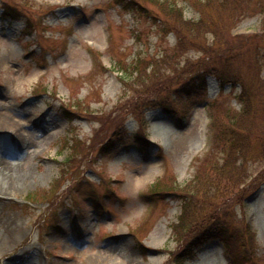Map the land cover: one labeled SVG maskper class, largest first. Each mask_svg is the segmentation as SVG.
Returning a JSON list of instances; mask_svg holds the SVG:
<instances>
[{
    "label": "rangeland",
    "instance_id": "1",
    "mask_svg": "<svg viewBox=\"0 0 264 264\" xmlns=\"http://www.w3.org/2000/svg\"><path fill=\"white\" fill-rule=\"evenodd\" d=\"M206 2L0 0V111L30 132L22 145L0 128V264H83L97 252L177 264L183 188L222 157L217 137L241 118L240 85L264 81L261 16L235 21L232 6ZM203 11L205 50L183 27ZM211 65L237 84L221 88L212 72L188 94L184 83ZM254 177L233 180L240 201L230 188L213 202L236 252L214 240L183 264H264V178Z\"/></svg>",
    "mask_w": 264,
    "mask_h": 264
},
{
    "label": "trees",
    "instance_id": "2",
    "mask_svg": "<svg viewBox=\"0 0 264 264\" xmlns=\"http://www.w3.org/2000/svg\"><path fill=\"white\" fill-rule=\"evenodd\" d=\"M206 3L207 5H204L203 9H211L214 3H218L221 6H232L230 16L235 21L243 17L245 12L259 14L262 16L264 26V0H207ZM168 12L169 17L179 18L174 8H171ZM202 14L204 17L200 21H195L194 25L192 23H184L183 27L190 29V32H185L192 37L193 41H196L195 46L205 50V47L203 48L204 41L200 33L205 26L204 22H202V20H205L204 11ZM192 27L196 30L195 32ZM183 43L185 44L181 38L179 45L183 46ZM119 70L122 72L121 77L125 76L126 69L119 68ZM228 70L230 71V69ZM212 72L219 79L222 87L227 83L237 84V81H231L232 77L236 78L235 74L225 78L224 71L221 72L213 65L204 68L198 67L184 83L187 88L189 87L188 94L192 90L206 88L207 77ZM134 74L137 75V69L132 70V75ZM226 79L228 81H225ZM241 88L242 91L239 95V101L242 105L241 118L234 122H232L233 119L230 120L229 130L223 129L222 133L217 137L223 153L222 157L207 161L206 165L208 167L206 169L204 167L199 172L195 183L190 187L183 188L186 190V192L182 191L181 194L183 209L180 220L174 227L175 233L181 236L183 242L181 250L175 256L177 264H181L182 261L184 262L186 259L193 257L200 246L212 239L222 240L230 253H235L239 246L238 240L240 238L237 233L229 234V225L225 222V219L221 218V213L219 215L218 210L213 206V202L215 200H224L225 196L230 193L228 191L232 187L234 179L241 185L243 180L245 181V177H248L250 173L251 177L255 176V184L264 178V167L257 174L254 173L259 168V164L264 161V81H259L253 90L246 83H242ZM160 105L162 106L161 102ZM163 106L166 113H174V111L168 109L171 108L169 104L164 103ZM68 159L69 157L64 161H68ZM255 164H258V167ZM156 189L157 186L152 187L150 193L155 194L158 192ZM231 189L239 193L240 201L242 197L240 186ZM189 197L193 198L190 200ZM202 201H205V203ZM196 223L199 224V228L194 232L193 228ZM191 232L195 234L188 237V233Z\"/></svg>",
    "mask_w": 264,
    "mask_h": 264
},
{
    "label": "bare ground",
    "instance_id": "3",
    "mask_svg": "<svg viewBox=\"0 0 264 264\" xmlns=\"http://www.w3.org/2000/svg\"><path fill=\"white\" fill-rule=\"evenodd\" d=\"M24 123L12 118L10 115L0 111V128L12 131L19 139L22 145H29L30 132L24 130ZM6 189L0 185V193ZM83 264H122L119 263L111 254L97 252L93 254L92 259L83 261Z\"/></svg>",
    "mask_w": 264,
    "mask_h": 264
}]
</instances>
